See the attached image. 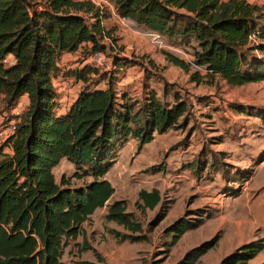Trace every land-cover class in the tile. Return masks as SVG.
<instances>
[{
	"label": "trees",
	"instance_id": "obj_1",
	"mask_svg": "<svg viewBox=\"0 0 264 264\" xmlns=\"http://www.w3.org/2000/svg\"><path fill=\"white\" fill-rule=\"evenodd\" d=\"M112 6L120 17L190 49V62L164 53L172 65L184 71L190 66L201 68L205 76H217L228 86L264 83L261 5L247 0H112ZM105 18L104 9L90 0H0V103L9 111L21 96L27 100L13 122L14 130L0 143V264H60L66 241L79 235L82 223L106 205L113 193L104 175L117 149L132 138L139 150L154 133L175 127L187 114L186 102L176 94L171 104L164 100L165 88L161 98L148 90L140 100L125 93L117 96L107 78L105 88L89 89L86 84L92 77L110 74L90 63L68 72L82 86L65 112H55L51 79L59 70L57 60L83 44L88 45V55L100 52L104 56L102 41L110 36L102 24ZM197 74L194 70V80ZM238 111L248 109L239 107ZM253 115L264 123L263 111ZM61 159L72 164L74 171L56 182L52 168ZM262 161L264 154L258 158V163ZM157 169L161 167L150 168ZM249 174L242 172L240 181H246ZM84 177L89 181L71 185V178ZM159 200L157 189H140L134 207L139 212L151 210ZM103 219L127 232L109 228L107 232L118 241L147 239L122 199L108 204ZM201 224V218L175 220L168 227L165 251L184 231ZM219 237L215 233L174 264H196ZM263 248L264 238L252 239L218 264H247ZM82 249L90 250L96 263L73 264H106L87 243Z\"/></svg>",
	"mask_w": 264,
	"mask_h": 264
},
{
	"label": "rangeland",
	"instance_id": "obj_2",
	"mask_svg": "<svg viewBox=\"0 0 264 264\" xmlns=\"http://www.w3.org/2000/svg\"><path fill=\"white\" fill-rule=\"evenodd\" d=\"M247 1L258 5L262 2ZM106 2L103 6L106 18L102 24L110 36L102 41L105 47L102 53L108 68L101 71L110 74L92 77L87 87L103 89L107 78L117 96L125 93L137 100L148 90L161 98L165 88L164 100L171 104L176 94L186 102L188 111L175 127L154 133L152 140L139 150L132 138L117 149L114 162L104 175L113 187V195L106 208L96 209L81 225L78 237L66 241L60 264L89 260L96 263L92 252L82 249L86 239L106 252L107 260L103 259L106 264H174L186 251L219 232L216 244L196 263L218 264L241 243L264 238V161L258 163L264 154V123L253 115L264 112V83L228 86L217 76H205L200 68H194L198 72V80H194L193 67L184 71L164 57L167 52L190 62L188 47L161 36L153 39L148 30L116 14L112 0ZM87 46L83 44L72 53H63L57 60L59 70L51 82L55 92L54 110L58 114L65 112L82 86L68 72L87 63ZM116 59L121 62L116 63ZM126 60L141 64H126ZM26 104L22 96L9 111L0 103V131L15 122ZM239 107L248 112L238 111ZM152 166L161 170L153 172ZM73 171V165L65 159L52 168L56 182L62 175L69 178ZM242 172H250L243 182L240 181ZM87 181L88 177L70 179L73 186ZM152 188L159 192L158 204L139 212L134 207L137 192ZM238 188L237 195H231ZM118 199L125 201L126 211L141 224L147 239L133 243L118 241L107 232L113 227L127 233L103 219L108 204ZM159 213L162 217L158 219ZM199 218L201 225L184 231L165 251V243L170 239L168 227L175 220L193 222ZM234 220L240 222V232ZM247 264H264V249Z\"/></svg>",
	"mask_w": 264,
	"mask_h": 264
},
{
	"label": "built area",
	"instance_id": "obj_3",
	"mask_svg": "<svg viewBox=\"0 0 264 264\" xmlns=\"http://www.w3.org/2000/svg\"><path fill=\"white\" fill-rule=\"evenodd\" d=\"M90 1L93 2L100 9L103 8L104 5H107L106 0H90ZM262 7L264 8V2H262ZM149 34L152 36L153 39L159 38V35L157 33L150 32ZM250 38H253V35ZM103 40H107V38L105 37ZM106 60L107 59L100 52H93L86 57L87 63L96 66L99 70L101 69L107 70L108 62H106ZM13 130H14V123L10 122L6 130L0 131V139L4 141L12 133Z\"/></svg>",
	"mask_w": 264,
	"mask_h": 264
},
{
	"label": "crops",
	"instance_id": "obj_4",
	"mask_svg": "<svg viewBox=\"0 0 264 264\" xmlns=\"http://www.w3.org/2000/svg\"><path fill=\"white\" fill-rule=\"evenodd\" d=\"M251 2V1H250ZM262 2H264V0H262ZM262 2H261V5H262ZM22 98H24V99H26V97L25 96H22ZM7 149V152H10V150H9V148H6ZM112 195H113V193H112ZM112 195H111V197H112ZM111 197L109 198V200L111 199ZM108 200V201H109ZM107 203V202H106ZM105 206V205H104ZM103 206V207H104ZM105 208H106V206H105ZM95 211V210H94ZM219 211H222V210H219ZM250 213L252 212V211H250V210H248ZM105 212H106V210H105ZM94 213V212H93ZM92 213V214H93ZM91 214V215H92ZM104 214L105 213H103V216H104ZM90 215V216H91ZM109 222H111V221H109ZM234 222H236V224L238 225V230H239V232L241 231V224H240V222L238 221V220H234ZM84 223V222H83ZM82 223V224H83ZM115 224V223H114ZM109 228H112L113 229V227H109ZM108 228V229H109ZM115 229V228H114ZM79 236V235H78ZM77 236V237H78ZM116 240V239H115ZM86 242H87V244L91 247V248H93L94 250H96V252L102 257V259H106L107 260V254H106V252H104L101 248H97V247H95L94 245H92L90 242H89V239H86ZM74 243H76V240L74 241ZM243 243H245V242H243ZM242 244V243H241ZM264 249V248H263ZM262 249V250H263ZM85 251H90V250H85ZM91 252V251H90ZM115 252V250H113V251H111V253H114ZM259 252H261V251H259ZM258 252V253H259ZM93 255V254H92ZM94 257V256H93ZM95 259V258H94ZM90 261V260H89ZM60 263H61V259H60Z\"/></svg>",
	"mask_w": 264,
	"mask_h": 264
}]
</instances>
